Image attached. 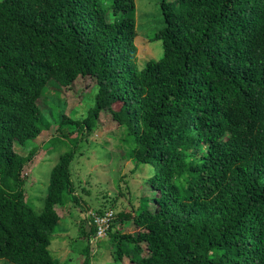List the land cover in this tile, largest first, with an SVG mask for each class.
I'll return each instance as SVG.
<instances>
[{
    "label": "trees",
    "instance_id": "obj_1",
    "mask_svg": "<svg viewBox=\"0 0 264 264\" xmlns=\"http://www.w3.org/2000/svg\"><path fill=\"white\" fill-rule=\"evenodd\" d=\"M161 11L163 56L139 70L135 0H0V260L57 264L59 210L81 202L76 149L52 168L43 212L26 201L40 147L15 146L50 129L47 106L63 131L51 139L92 133L107 113L134 169H153L149 205L109 223L116 262L264 264V0H162ZM84 78L93 107L75 119L51 102L50 82Z\"/></svg>",
    "mask_w": 264,
    "mask_h": 264
},
{
    "label": "rangeland",
    "instance_id": "obj_2",
    "mask_svg": "<svg viewBox=\"0 0 264 264\" xmlns=\"http://www.w3.org/2000/svg\"><path fill=\"white\" fill-rule=\"evenodd\" d=\"M135 1L137 65L138 69L142 70L147 61L157 60L163 56L161 41L153 38L165 24L161 11L162 0ZM50 84V97L55 96L51 102L57 101L56 103L60 105L64 102L68 116L84 119L88 115L94 101V97L88 96L95 84L93 79H79L70 88L52 85L55 82ZM43 107H45L46 118L51 123L50 129L44 131L34 143L30 142L24 149L15 146V150L21 154H25L27 148L30 150L33 146L40 147L36 157L23 172L28 177L25 185L26 201L37 214L43 212L52 168L61 154L76 149L75 158L71 164V177L75 193L80 196L81 202L69 201L65 208L59 210L62 220L55 236L52 237L50 251L57 264H86V245L92 233V217L97 215L96 218L100 219L97 212H104L102 217L106 219L100 220L99 224H101V230L104 229L101 235L105 237L109 223L118 219L119 214L133 215L142 203L149 205L150 198L146 197L149 198L146 201L143 196L153 194L152 191L148 192L149 186L146 185L148 183L146 180L152 176L153 169L150 165H141L137 170L134 169L136 165L130 154L132 147L120 143L123 129L119 128L110 114H101L98 128L92 133L82 134L80 139H76L78 136L75 134L72 136L73 139L58 137L53 140L52 137L61 135L60 133L63 132L58 130L55 118L52 116V113L57 115L59 109ZM67 131L66 128L64 132ZM75 140H77V148H74ZM135 231L134 226L124 230L126 233ZM97 240L98 237L91 241L93 246L89 264H124L116 262L113 258L110 233L98 243H96ZM0 264L12 263L0 260Z\"/></svg>",
    "mask_w": 264,
    "mask_h": 264
},
{
    "label": "built area",
    "instance_id": "obj_3",
    "mask_svg": "<svg viewBox=\"0 0 264 264\" xmlns=\"http://www.w3.org/2000/svg\"><path fill=\"white\" fill-rule=\"evenodd\" d=\"M107 217H108V215H107ZM104 219H106V218H100V219H96V222H97V224H98V226H99V231H97V237H98V239L100 238V237H102V235L101 234H103V232H104V229H102L101 230V224H99L100 223V220L102 221V220H104ZM106 222V221H105ZM104 222V223H105ZM106 231V230H105ZM98 233H99V236H98ZM105 235H106V232H105ZM104 236V235H103ZM97 237H96V239H97Z\"/></svg>",
    "mask_w": 264,
    "mask_h": 264
},
{
    "label": "crops",
    "instance_id": "obj_4",
    "mask_svg": "<svg viewBox=\"0 0 264 264\" xmlns=\"http://www.w3.org/2000/svg\"><path fill=\"white\" fill-rule=\"evenodd\" d=\"M125 264H129L128 262H126Z\"/></svg>",
    "mask_w": 264,
    "mask_h": 264
}]
</instances>
